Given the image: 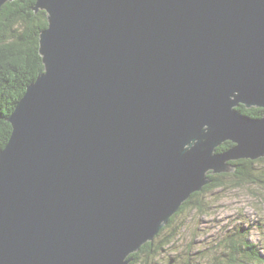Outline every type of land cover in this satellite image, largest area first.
Returning <instances> with one entry per match:
<instances>
[{"label": "water", "instance_id": "1", "mask_svg": "<svg viewBox=\"0 0 264 264\" xmlns=\"http://www.w3.org/2000/svg\"><path fill=\"white\" fill-rule=\"evenodd\" d=\"M36 1L44 72L0 152V264H130L209 175L264 159V114L238 110H264V0Z\"/></svg>", "mask_w": 264, "mask_h": 264}, {"label": "trees", "instance_id": "2", "mask_svg": "<svg viewBox=\"0 0 264 264\" xmlns=\"http://www.w3.org/2000/svg\"><path fill=\"white\" fill-rule=\"evenodd\" d=\"M36 0H15L8 2L0 10V152L8 144L13 128L8 122L19 101L24 97L27 87L44 72V64L39 53L40 34L48 28V15L45 11H34ZM239 112L251 118H261L264 110L260 108H238ZM233 147L228 142L221 146L219 152ZM264 159H261L262 161ZM236 171L232 174L209 175L212 183L203 191L192 195L174 215L168 225L159 233L154 242H149L138 252L130 256V264H154V260L166 250L175 239V232L162 237L171 229L176 218L185 209L192 206L204 193L227 187L240 188L244 184L264 185V172L259 174L254 166L256 161L241 160L233 162ZM195 207L200 203H194ZM162 237V238H161ZM161 238V239H160ZM160 239V240H158ZM234 240V241H233ZM230 255L227 264H264V254L249 239H230ZM223 264V263H220Z\"/></svg>", "mask_w": 264, "mask_h": 264}, {"label": "rangeland", "instance_id": "3", "mask_svg": "<svg viewBox=\"0 0 264 264\" xmlns=\"http://www.w3.org/2000/svg\"><path fill=\"white\" fill-rule=\"evenodd\" d=\"M254 168L264 172V160L256 161ZM230 182L224 189L204 193L176 218L162 235L173 231L176 237L154 264H227L228 258H223L230 255L232 238H248L264 254V185L234 188ZM198 202L201 209L194 205Z\"/></svg>", "mask_w": 264, "mask_h": 264}]
</instances>
